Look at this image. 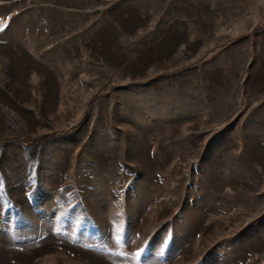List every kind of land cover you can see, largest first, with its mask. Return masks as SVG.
<instances>
[{"label": "rangeland", "instance_id": "374dc122", "mask_svg": "<svg viewBox=\"0 0 264 264\" xmlns=\"http://www.w3.org/2000/svg\"><path fill=\"white\" fill-rule=\"evenodd\" d=\"M0 264H264V0H0Z\"/></svg>", "mask_w": 264, "mask_h": 264}]
</instances>
